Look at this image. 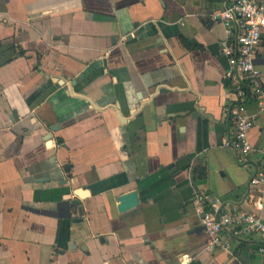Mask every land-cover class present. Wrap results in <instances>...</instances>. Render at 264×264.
I'll return each instance as SVG.
<instances>
[{
	"label": "crops",
	"instance_id": "crops-1",
	"mask_svg": "<svg viewBox=\"0 0 264 264\" xmlns=\"http://www.w3.org/2000/svg\"><path fill=\"white\" fill-rule=\"evenodd\" d=\"M231 1L0 0V264H264L258 234L207 251L194 203L264 195L256 103L249 166L224 145ZM256 57L264 83V29Z\"/></svg>",
	"mask_w": 264,
	"mask_h": 264
},
{
	"label": "built area",
	"instance_id": "built-area-1",
	"mask_svg": "<svg viewBox=\"0 0 264 264\" xmlns=\"http://www.w3.org/2000/svg\"><path fill=\"white\" fill-rule=\"evenodd\" d=\"M216 18L224 22L228 33L234 35L233 42L222 45V52L228 59L225 79L235 96L228 108L234 133L224 141V145L234 149L239 160L249 166L254 150L249 134L255 115L248 112V105L256 103L260 113L264 111V83L256 63V49L264 29V0H232ZM250 184L264 187V164L252 174ZM248 202L251 210L221 212V199L202 192L196 194L194 203L207 234V251L231 247L230 241L223 236L227 230L234 236L258 234L264 242V220L260 213L264 208V195L251 192ZM259 252L264 253V244L259 246Z\"/></svg>",
	"mask_w": 264,
	"mask_h": 264
},
{
	"label": "water",
	"instance_id": "water-1",
	"mask_svg": "<svg viewBox=\"0 0 264 264\" xmlns=\"http://www.w3.org/2000/svg\"><path fill=\"white\" fill-rule=\"evenodd\" d=\"M60 84H64L63 80H58ZM56 128H52V130H55ZM52 137L51 134H47L46 138L50 139ZM84 192L87 193L86 190H82V189H77L75 190V195L79 196V197H83L84 196ZM68 202V204H72V205H77L79 204V201L77 199H72V197L70 195H67V197L65 198ZM140 203V199H139V195L138 192L136 190L133 191H129L127 193H124L122 195H120L119 199H118V210L120 212H124L130 209H133L135 207H137ZM80 210V208H79ZM82 212V209L80 210V213ZM80 220V219H78Z\"/></svg>",
	"mask_w": 264,
	"mask_h": 264
}]
</instances>
